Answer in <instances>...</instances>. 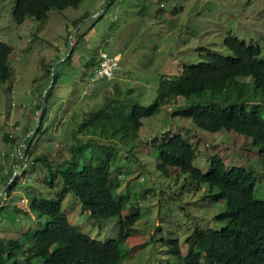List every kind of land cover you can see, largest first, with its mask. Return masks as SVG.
Masks as SVG:
<instances>
[{
	"label": "rangeland",
	"instance_id": "1",
	"mask_svg": "<svg viewBox=\"0 0 264 264\" xmlns=\"http://www.w3.org/2000/svg\"><path fill=\"white\" fill-rule=\"evenodd\" d=\"M15 1L0 0V42L12 48L11 78L0 85V207L11 206L1 211L0 235L10 238H20L27 230L40 228V221H49L31 211L33 197L51 199L64 189L62 181L48 187L46 171L33 162L35 154H54L58 162L69 158L73 117L78 122L82 112L103 103L105 94H117L119 89L124 97L130 91L148 105L162 75L179 74L208 53L227 55L228 35L258 44L264 56V0H83L78 8L51 9L45 20L27 17L22 24L13 16ZM101 51L120 56V68L113 79L90 84L93 68L86 64L91 57L98 61ZM177 102L146 122L128 147L136 150L134 155L120 154L116 165L121 167L122 187L114 193L125 194L127 205L140 212L135 231L121 245V264H180L171 254L173 240L179 241L185 256L188 239L197 228L221 227L214 218L224 203L214 201L215 188L194 184L188 174H161L153 143L175 134L189 139L198 151L194 165L205 172L213 154L222 156L229 167H252L258 176L256 197L264 201V171L251 140L224 130L211 134L190 119L173 117L183 100ZM120 108L110 104L112 111ZM43 109L45 125L28 140L34 142L32 156H27L25 141L40 130ZM10 133L14 142L4 138ZM115 173L112 169L111 178ZM14 178L16 187L7 196ZM67 193L62 212L71 225L95 240L117 237L118 218L95 224L74 192Z\"/></svg>",
	"mask_w": 264,
	"mask_h": 264
},
{
	"label": "trees",
	"instance_id": "2",
	"mask_svg": "<svg viewBox=\"0 0 264 264\" xmlns=\"http://www.w3.org/2000/svg\"><path fill=\"white\" fill-rule=\"evenodd\" d=\"M83 0H16L13 16L18 24L27 17L37 21L47 18L54 9L63 12L78 8ZM256 0H249V2ZM77 20L74 22L76 23ZM227 55L208 53L198 64L184 66L179 74L159 78L155 99L141 104L128 91L124 97L105 94L103 103L81 113L72 130V143L67 147L69 158L55 161L54 154H35V166L41 164L49 177L48 187L64 184V189L51 199L33 197L30 209L49 221L41 227L27 230L20 238L0 235V264H121L124 259L122 244L135 231L140 218L139 208L127 205L125 194L114 193L122 187L121 167L116 166L120 154H133L128 147L137 141L141 128L164 107L182 99L173 117L190 119L202 131L211 134L235 132L251 140L259 152V163L264 171V56L258 44H248L232 35L224 39ZM102 52V51H101ZM100 52V53H101ZM12 48L0 42V85L11 78ZM73 56L69 54L67 59ZM91 57L87 67L89 83L99 66ZM53 86L48 94L53 90ZM52 90V91H51ZM118 103L117 111L110 109ZM178 103V102H177ZM45 109L39 129L26 139V154L32 156L31 145L45 125ZM40 131V132H39ZM14 142L15 135H5ZM158 152L157 170L164 176L188 174L194 184H207L216 190L217 203L224 210L214 218L219 229L197 228L188 239L183 256L179 241L173 240L171 254L180 264H264V201L256 197L258 176L255 170L240 166L229 167L219 154L209 157V169L194 165L197 149L189 139L179 134L168 141L153 143ZM20 154V153H19ZM23 158V157H22ZM112 169L116 170L111 178ZM13 181V182H12ZM6 188L10 196L16 187L13 179ZM9 183V182H7ZM71 190L80 199L95 224L118 218V235L113 240L92 239L71 225L62 212L63 202ZM9 207L5 205L2 209ZM17 206L15 207V210ZM11 210V209H10ZM20 213V214H25Z\"/></svg>",
	"mask_w": 264,
	"mask_h": 264
},
{
	"label": "built area",
	"instance_id": "3",
	"mask_svg": "<svg viewBox=\"0 0 264 264\" xmlns=\"http://www.w3.org/2000/svg\"><path fill=\"white\" fill-rule=\"evenodd\" d=\"M120 59L118 55H111L102 51L100 53L99 66L91 80V84L94 81L113 79L116 71L120 68ZM22 202L26 203L24 200Z\"/></svg>",
	"mask_w": 264,
	"mask_h": 264
},
{
	"label": "clouds",
	"instance_id": "4",
	"mask_svg": "<svg viewBox=\"0 0 264 264\" xmlns=\"http://www.w3.org/2000/svg\"><path fill=\"white\" fill-rule=\"evenodd\" d=\"M21 159H22V156H21ZM9 183H10V181H9Z\"/></svg>",
	"mask_w": 264,
	"mask_h": 264
}]
</instances>
